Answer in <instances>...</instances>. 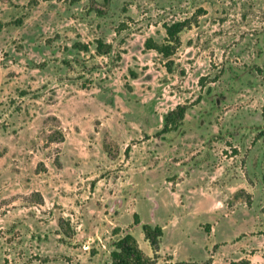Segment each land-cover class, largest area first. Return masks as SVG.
I'll use <instances>...</instances> for the list:
<instances>
[{
	"label": "rangeland",
	"instance_id": "obj_1",
	"mask_svg": "<svg viewBox=\"0 0 264 264\" xmlns=\"http://www.w3.org/2000/svg\"><path fill=\"white\" fill-rule=\"evenodd\" d=\"M94 1L0 0V264H105L112 230L134 209L151 222L150 198L183 180L173 264L201 259L187 237L214 243L209 264H264V0ZM175 21L189 26L169 60L145 49ZM98 38L109 56L73 48ZM212 182L225 197L179 196Z\"/></svg>",
	"mask_w": 264,
	"mask_h": 264
},
{
	"label": "trees",
	"instance_id": "obj_2",
	"mask_svg": "<svg viewBox=\"0 0 264 264\" xmlns=\"http://www.w3.org/2000/svg\"><path fill=\"white\" fill-rule=\"evenodd\" d=\"M89 1L91 4L95 3L94 0ZM108 5L109 0H103V3L99 7H107ZM97 12L99 14L102 13L101 9H97ZM188 26L189 21L164 23V43H156L149 38L144 42L145 49L155 51L162 58L169 60L180 46V34ZM73 48L77 52L86 54L93 52V55L96 57H106L112 52V45L101 38L95 39L93 43L76 42L73 44ZM65 64H67V62H65ZM167 67L168 70H171V61H168ZM186 109L187 107L185 105H178L173 110L169 111L163 118L164 123L160 132L168 133L177 130L181 126ZM262 184L264 186V172L262 174ZM59 224L60 227L64 229V227H62V221H59ZM133 225H140L145 240L149 243L153 252L156 253L163 235L162 228L156 224L141 223L136 214H133ZM112 234L115 239L110 243L112 249L109 253V261L105 264H155L157 258L156 254H154L153 259L145 256L139 248L135 238L127 229L121 230L116 227L112 230ZM206 264H209V261H207Z\"/></svg>",
	"mask_w": 264,
	"mask_h": 264
},
{
	"label": "crops",
	"instance_id": "obj_3",
	"mask_svg": "<svg viewBox=\"0 0 264 264\" xmlns=\"http://www.w3.org/2000/svg\"><path fill=\"white\" fill-rule=\"evenodd\" d=\"M197 172H198L197 170L195 172H193L194 175ZM190 173H192V172H190ZM190 178H191V174H190L189 179H187V180L190 181L191 180ZM185 182H187V181L183 180L180 183H176L174 185L173 189H169L168 191H166V192H168V194H167V198H165V199H162V198L156 199L158 193L155 192L154 193V195H155L154 198L156 200L155 202H156L157 206L155 208L154 207L151 208V211L153 212L154 218H152L151 222H146L145 220L144 221L140 220L141 223H148V224H152V225L156 224V225H158V226H160L162 228L163 235H162V238H161L160 243H159V249H158V251L156 253L153 252V250L151 249L149 243L145 240L144 234H143V232L141 230L140 225H133V217L132 216H133V214L138 215L136 209H134L133 211L131 210L128 213V215H127V217L125 219V221H126L125 223L119 224L121 230L127 229L132 234V236L135 238L139 248L142 249V252H143V254L145 256H147L149 258H152L154 256V254H156V256H157L156 260L158 261L159 257L166 252L167 254H170V256L172 258L171 260L168 261V263L171 262L173 264L175 262V259H176L175 255H176V252H177L176 251L177 250V246H180V245L184 246L181 243L182 240H179V241L175 240L174 243L171 244L172 246H170L169 248H165L164 247V240L166 239L165 236L168 235L167 232H169V231H167V228L168 227H172L171 224H172L173 218H174V216H172V215H176L175 211L179 210L177 208L178 205L176 204V200H177L176 196L178 195V193L180 191H178L176 188L180 184H185V185H182V186H187L188 182L187 183H185ZM152 186L153 185H151V189H152ZM217 186H218L217 182L216 183L212 182L210 184L211 191H213V192H211V194H206L205 193L206 192V190H205L206 188L205 187H199V188H197V187H195V188L187 187L184 190V194L183 195H179V196L183 197L182 199H184V200L186 199L185 197H187V198H195L196 199L194 202H190L189 204L197 203V202H203L207 195H210L211 198H221L222 199L223 197H225L224 196L225 194H224V192H222L221 188H218ZM151 189L147 190V192H152ZM217 189H219V191ZM190 192H192V193H190ZM133 204L136 205V202L133 203ZM152 204L148 201V210L150 209L149 205H152ZM219 204H220V206L224 205L222 201L217 202V204H215L214 211H211L210 215H214L215 216V215L220 214L219 211H216V208L219 207ZM126 205H128V204L125 202V204L123 205L122 209L125 208ZM188 207H191V206H188ZM159 209L160 210L169 209L170 211L167 214V216H164V214L162 216H158V213H156V210L158 211ZM138 217L140 218L139 215H138ZM174 234H175V231H174ZM186 240H188V241H186V243L188 245H185V247H183L185 249V252H189L191 254L192 253H199L200 255L202 254L200 260H193V261H196V263L201 264V263H204L207 260H209V259H207L208 258V254L211 253V247H212V245L214 243H210V244L208 243V245L197 243L191 237H187ZM229 244H230L229 242H226V246H224V247H226V251L227 252H232L233 251V249H232L233 245H229ZM228 246H231V247H228ZM210 257H212V256H210ZM189 260H191V258L187 259V260H180V261L187 263V262H189Z\"/></svg>",
	"mask_w": 264,
	"mask_h": 264
},
{
	"label": "flooded vegetation",
	"instance_id": "obj_4",
	"mask_svg": "<svg viewBox=\"0 0 264 264\" xmlns=\"http://www.w3.org/2000/svg\"><path fill=\"white\" fill-rule=\"evenodd\" d=\"M223 99H225V97H218V96H217V97H214V103H215V105H216V106L221 105ZM203 114H205V113H203ZM202 121H204V118L200 119V122H201V123H202ZM251 121H252V120H248V121L245 120L244 123L250 124ZM243 125H244V124H241V125L236 124L235 127L233 128V130H234L233 132L236 133V131L239 130V127H243ZM237 133H239V132L237 131Z\"/></svg>",
	"mask_w": 264,
	"mask_h": 264
},
{
	"label": "water",
	"instance_id": "obj_5",
	"mask_svg": "<svg viewBox=\"0 0 264 264\" xmlns=\"http://www.w3.org/2000/svg\"><path fill=\"white\" fill-rule=\"evenodd\" d=\"M149 197V196H147ZM150 198V197H149ZM150 201L154 204V208L157 206L156 202L150 198ZM118 207H122V202L120 200L115 202Z\"/></svg>",
	"mask_w": 264,
	"mask_h": 264
}]
</instances>
